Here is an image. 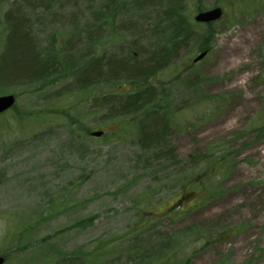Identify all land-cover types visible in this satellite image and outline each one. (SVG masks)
Wrapping results in <instances>:
<instances>
[{"label": "rangeland", "instance_id": "1", "mask_svg": "<svg viewBox=\"0 0 264 264\" xmlns=\"http://www.w3.org/2000/svg\"><path fill=\"white\" fill-rule=\"evenodd\" d=\"M22 1L0 0V60L11 52L16 33L5 50L6 15L19 8L25 24L14 25L21 37L36 36L29 41L33 51L54 40L56 50H65L62 55L74 62L136 52L135 41L146 55L157 17H173L180 7L192 26L191 38L151 79L167 94L162 103L171 122L167 142L183 162L195 153H214L225 165L216 170L210 163L194 168L147 163L154 152L142 149L135 130L143 113L116 118L108 116L106 106H94L98 95L121 101L125 93L119 91L129 85L68 90L73 75L60 73L55 75L60 81L48 87L10 86L0 91L17 99L0 116V254L6 264H51L49 255L55 264L54 252L99 246L107 255L136 242L147 250L145 261H128L126 252L112 264H159L174 234L180 239L171 264H183L188 256L191 264H264V132L259 133L264 127V0H116L110 8L106 0H53L35 12L31 2ZM215 7L224 11L220 20L211 26L195 23L198 11ZM99 10L105 12L101 38L91 44L87 27ZM201 38L209 39V52L194 62ZM78 114L80 122L69 119ZM149 122L140 129L145 143ZM87 130L105 134L93 137ZM204 178L208 182L197 197L194 187L201 189ZM196 179L199 186L192 184ZM182 194L190 199L180 205ZM170 209H177L173 217L152 219ZM88 218L82 227L73 226ZM188 227L197 231L191 243L182 233ZM222 233H232L231 238L220 239ZM106 257L102 264L111 259Z\"/></svg>", "mask_w": 264, "mask_h": 264}, {"label": "trees", "instance_id": "2", "mask_svg": "<svg viewBox=\"0 0 264 264\" xmlns=\"http://www.w3.org/2000/svg\"><path fill=\"white\" fill-rule=\"evenodd\" d=\"M51 1L53 0H47L44 2H41L39 0V4H36V2L34 3L32 0H23L22 2H26V4H29L31 2L30 6L35 12L37 8L49 6L51 4ZM106 1L107 7L110 8V4H112L116 0ZM136 1L137 0H135L134 3ZM181 1L182 0H180V2ZM118 4H116V8ZM122 4L123 3H121L120 5ZM137 6L139 5H136L135 7ZM179 10L180 7L171 12V15H174L173 17L170 15L167 17L163 16V18L161 19L157 17L160 22H157L156 20L154 25L150 28L153 29V38L155 40L151 43L150 50L148 51L149 53H147L148 55H144V53H142L143 51L141 47H139L137 45V41H135L132 45V49L136 50V52L124 53L122 56L111 53L105 56H100L98 58H84L83 60L80 58L79 61L76 60L74 62L68 58L67 55L69 54H67L66 56L62 55L64 54L65 50H61L59 52L58 50H56V48L54 47V40L50 41V43L43 49H41V46L39 45V47L35 49V51H33L34 43L29 41L33 40L36 36L33 35L29 39L21 37L22 34H20L19 32L21 29L16 27L17 24L14 25L15 22H21L22 24H25L23 22V16L25 14L24 10L19 8V11H21V15H18L19 11L15 13L9 12L6 15L8 33L5 38V50H7V45L11 42L12 34L15 32V30L16 33L14 35V40L11 42V52H8V54L6 55L3 67H0V91L5 90L13 85L28 87L35 85L38 87L40 86V88H44L45 86L48 87L60 81L59 77L55 76L60 73L73 75L72 77L74 78V81L69 83L68 90L76 88L81 91V89L84 90L89 87L92 88L96 85H100L103 83L109 84L112 82H115V84L117 82H120L117 83L119 85H129L130 88L126 90L122 88L119 91H123V93H125L122 95L124 96V98H121V101H115L108 95H98L95 100L96 104H94V106L98 108L106 106L109 110L108 116L116 118L131 117L134 115H138L139 113H143V116L139 121H137L138 123L136 124L139 130H137V128L135 130L136 141L140 142L142 149H144L145 151L153 150L154 152L152 158L148 160L147 163H151V160H154L157 163H171V166L183 164L186 167L191 166V168L198 167L202 163H210L212 164V166H214V168H216V170H218L225 165V159L222 156L214 155V153H212V156L209 155L205 157L203 155L195 153L189 156L186 162L178 159V155L175 154L174 149H172L168 144L169 142H167V137L169 136V124H171V122L167 120V110L162 105V103L165 105V102L167 101V94L157 88L154 83H151L153 82V80L151 81V79H153L159 71L169 65L171 60L178 55L179 49L184 46V44H186V42H188L191 38L192 26L191 24L185 22V19L182 17V14L179 12ZM163 12H165L164 14H167V9L165 8ZM110 13L111 12H109V9H107L106 14ZM92 16H94L93 22H91L87 27V29L89 30L87 32V35L89 40L92 41L91 44H93L95 41L96 43L100 41V34L102 30L101 24L105 19V12L103 11L102 14L101 10H99L97 13H95V15ZM108 17L112 18V15ZM162 20L167 21L166 27L162 26ZM106 21H109L108 18ZM211 25L213 24H209V26ZM92 28L93 31L95 29L94 32L92 31ZM28 29L31 32L29 26ZM205 41L206 39L203 41V39L201 38V52L207 51L209 49V39L206 43H204ZM152 44L154 46H152ZM91 51L92 49L90 48L88 50V54L91 53ZM2 55H0V59ZM9 55L10 57H8ZM81 57L83 56L81 55ZM4 60L2 59L0 60V62ZM159 102H161V105L159 104ZM160 112L162 114H160ZM80 116L81 115L79 114L76 116L70 115L69 119L80 122ZM146 120L150 121L149 126L146 129V133L149 134L148 143H145L143 140V130L140 131V129H142L143 127V122ZM162 122L164 123L163 125H161ZM86 132L88 133V130ZM263 132L264 127H261L259 129V133L262 134ZM90 133H88L89 136ZM209 159L211 160L209 161ZM209 171H211V169H209ZM210 177L211 176H208L209 179ZM205 178L202 181V186L200 187L201 189H196L194 187L193 192H196L197 197L200 196L199 192L202 191L205 184H207L208 182L207 180H205ZM197 182L198 180L196 179L192 182V184H196V186H199V183ZM208 193L204 192V195L206 194V200H209L211 198V192L208 191ZM189 199L190 198L188 196H185L183 194L179 197L180 203H184L185 200ZM198 204L200 203H195V205L192 206L196 207ZM176 210L177 209H172V211L169 210L162 215L157 213L156 215H154L156 217H152V219L158 220L166 219L168 217L171 218L173 217ZM89 219L91 218L82 219L80 222L74 224L73 226L82 227L84 223H89L91 221ZM194 228L195 227H188L182 231V233L185 234L184 240L186 241V243H191L195 239L194 236L197 234V231ZM230 235H232V233H230ZM230 235L229 233H227L226 235L222 233L219 238L229 239ZM178 239H180L179 236H177V234H174L165 242V252H163V256L160 258L161 263L159 264H171V260L175 256V244H179ZM20 248H22V246L19 247V249ZM146 251V249H144L140 244L136 242L130 244L125 251L116 250L115 253H112L113 257L112 254L106 255L105 251L102 248L99 249V246L95 247L90 252H83L82 250H80L79 252H67L66 255H57L56 252H54V254L52 252L51 254H53L55 258V264H100L104 256H107L106 259L111 258L108 264H112V261H119L120 257L126 252L128 253V261H135L134 263H139V261L137 260L145 261L146 259L144 258L146 256ZM50 259L51 264H54L52 262L51 255H49L47 262H49ZM191 260L192 257L188 256L183 264H191Z\"/></svg>", "mask_w": 264, "mask_h": 264}, {"label": "water", "instance_id": "3", "mask_svg": "<svg viewBox=\"0 0 264 264\" xmlns=\"http://www.w3.org/2000/svg\"><path fill=\"white\" fill-rule=\"evenodd\" d=\"M222 16V9L221 8H215L209 11H205V12H200L197 14V16L195 17L197 22H213L218 20L219 18H221ZM206 55V53H202L201 55H199L196 59L195 62L201 60L204 56ZM15 97L13 95H5V96H0V114L6 112L7 110H9L10 108H12V106L15 104ZM101 133H94V135L99 136ZM5 259L0 256V264H4Z\"/></svg>", "mask_w": 264, "mask_h": 264}]
</instances>
